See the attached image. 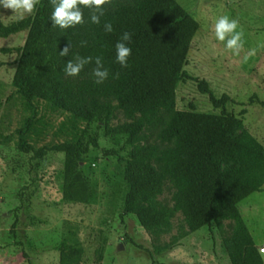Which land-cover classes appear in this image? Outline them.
<instances>
[{
	"label": "trees",
	"instance_id": "trees-1",
	"mask_svg": "<svg viewBox=\"0 0 264 264\" xmlns=\"http://www.w3.org/2000/svg\"><path fill=\"white\" fill-rule=\"evenodd\" d=\"M81 7L84 23L67 29L52 26L50 0H39L31 14L0 21L1 37L26 31L21 45L1 49L17 54L13 85L29 98L95 123L118 148L105 153L120 167L119 216L134 215L150 236L151 256L215 225L230 264H264L238 209L242 199L263 190L264 147L226 109L228 94L214 96L204 79L185 72L197 20L176 0H107L100 24H93L90 10ZM105 23L112 24L111 33L105 32ZM124 31L132 33L127 67L117 62L115 49ZM70 43L69 55L62 57L60 50ZM76 56L102 57L108 79L95 83L94 59L78 76L66 75V62ZM183 78L195 81L220 111L177 109L176 87ZM118 112L124 120L114 124ZM91 146L98 147L97 132L35 151L38 158L49 151L63 153L64 200L87 203L91 198V179L81 165ZM166 188L169 200L161 198ZM177 213L182 218L176 233L163 240ZM57 249L58 264H80L84 247L76 225L64 221Z\"/></svg>",
	"mask_w": 264,
	"mask_h": 264
},
{
	"label": "rangeland",
	"instance_id": "rangeland-1",
	"mask_svg": "<svg viewBox=\"0 0 264 264\" xmlns=\"http://www.w3.org/2000/svg\"><path fill=\"white\" fill-rule=\"evenodd\" d=\"M199 23L184 70L204 79L212 93L230 99L226 109L264 147V0H176ZM28 14H24L26 16ZM221 15L239 21L244 47L239 55L216 40L215 20ZM21 17L0 7V21ZM26 31L0 36V264H58V242L64 221L77 226L84 247L80 264H230L215 225L204 226L181 239L180 245L150 254L151 239L132 214L119 216L123 191L120 167L105 150L115 148L95 123L41 99L29 98L12 83L16 52L1 49L21 45ZM256 49L255 55H248ZM248 57L245 59V57ZM255 95L256 99L250 101ZM176 108L218 113L195 81L183 78L176 87ZM120 112L113 121H123ZM239 130V129H238ZM97 132L98 147H90L81 165L91 179L87 203L64 200L61 194L63 153L37 149L73 142ZM165 189L161 198L170 199ZM238 209L257 246L264 243V185L249 194ZM181 214L173 218L176 233ZM227 223V222H226ZM121 243L122 249H117ZM103 246L101 260L98 250ZM264 261V254H261Z\"/></svg>",
	"mask_w": 264,
	"mask_h": 264
},
{
	"label": "clouds",
	"instance_id": "clouds-1",
	"mask_svg": "<svg viewBox=\"0 0 264 264\" xmlns=\"http://www.w3.org/2000/svg\"><path fill=\"white\" fill-rule=\"evenodd\" d=\"M107 0H50L53 11L50 15V20L53 27L67 29L75 27L84 23V13L82 10L87 8L90 10V20L93 24H100V17L104 15L103 5ZM39 0H0V7L10 9L14 14L19 13L21 17L24 14H31ZM239 21L230 18L228 15L219 16L214 23V34L218 41L225 42L228 50L232 51L235 55H239L244 47V32L243 29L237 31ZM105 32L111 33L113 26L111 23L104 24ZM132 41V33L124 31L115 45L116 60L122 67H127L128 58L132 53V49L128 44ZM72 45H65L60 50L62 57L68 56ZM256 49H252L248 55H255ZM248 57L246 56L245 59ZM95 67L92 69V75L95 78V83L102 84L109 77V70L104 67L102 57L95 58L76 56L75 60H68L64 66L63 71L68 76H78L85 65L93 62ZM118 77V73L116 74ZM264 253V249H261Z\"/></svg>",
	"mask_w": 264,
	"mask_h": 264
},
{
	"label": "built area",
	"instance_id": "built-area-1",
	"mask_svg": "<svg viewBox=\"0 0 264 264\" xmlns=\"http://www.w3.org/2000/svg\"><path fill=\"white\" fill-rule=\"evenodd\" d=\"M261 249H264V243L258 246V251L260 254H264L261 252Z\"/></svg>",
	"mask_w": 264,
	"mask_h": 264
},
{
	"label": "water",
	"instance_id": "water-1",
	"mask_svg": "<svg viewBox=\"0 0 264 264\" xmlns=\"http://www.w3.org/2000/svg\"><path fill=\"white\" fill-rule=\"evenodd\" d=\"M117 249H122V245H121V243H119V244L117 245Z\"/></svg>",
	"mask_w": 264,
	"mask_h": 264
}]
</instances>
